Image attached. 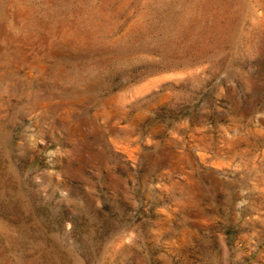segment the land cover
Returning a JSON list of instances; mask_svg holds the SVG:
<instances>
[{"label":"rangeland","instance_id":"374dc122","mask_svg":"<svg viewBox=\"0 0 264 264\" xmlns=\"http://www.w3.org/2000/svg\"><path fill=\"white\" fill-rule=\"evenodd\" d=\"M0 264H264V0H0Z\"/></svg>","mask_w":264,"mask_h":264}]
</instances>
